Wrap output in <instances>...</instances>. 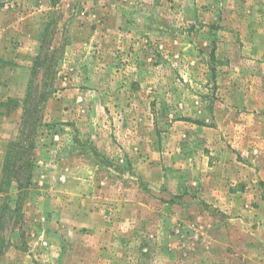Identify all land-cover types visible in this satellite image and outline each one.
Segmentation results:
<instances>
[{
    "label": "rangeland",
    "instance_id": "374dc122",
    "mask_svg": "<svg viewBox=\"0 0 264 264\" xmlns=\"http://www.w3.org/2000/svg\"><path fill=\"white\" fill-rule=\"evenodd\" d=\"M0 264H264V0H0Z\"/></svg>",
    "mask_w": 264,
    "mask_h": 264
},
{
    "label": "trees",
    "instance_id": "16d2710c",
    "mask_svg": "<svg viewBox=\"0 0 264 264\" xmlns=\"http://www.w3.org/2000/svg\"><path fill=\"white\" fill-rule=\"evenodd\" d=\"M39 59L40 58H38V60ZM34 88H36L34 86V81L31 80V90L29 91V93L27 95V99L25 100L24 105H23V115H22L23 116L22 121H23V125H24L23 132H21V135L18 137V139L15 142H13L11 145V148H10L9 153H8V158H7V168H8V165H11V166L14 165V162L11 163V161H12L11 159H12V153H14V150L16 147H19L18 153H20L21 151L23 152L25 150V148H24L25 142L28 141L27 139H29L30 142L28 144V147L31 149L34 148L35 137H33V134L36 132L34 126H35V124L38 123V121L40 119L39 113L41 111V109L37 108V106L32 105L31 100H30V97L34 93ZM45 94H46V96H45ZM47 97H49V91L44 93V96H42V98L44 100H47L48 99ZM26 127H27V129H26ZM26 131H28V132H27L26 136H24V132H26ZM24 164L27 165L26 163H24ZM6 172H7V170L5 169V173ZM7 174H9V173H7Z\"/></svg>",
    "mask_w": 264,
    "mask_h": 264
}]
</instances>
